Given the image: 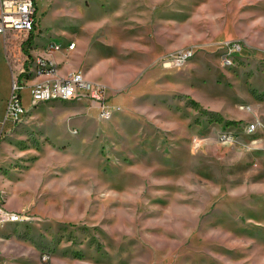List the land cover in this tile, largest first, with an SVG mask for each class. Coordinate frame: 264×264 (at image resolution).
<instances>
[{
  "label": "rangeland",
  "instance_id": "obj_1",
  "mask_svg": "<svg viewBox=\"0 0 264 264\" xmlns=\"http://www.w3.org/2000/svg\"><path fill=\"white\" fill-rule=\"evenodd\" d=\"M49 1L37 0L42 31L66 42L75 9L93 2L53 0L46 13L60 20L43 16ZM143 2L145 44L194 55L181 68L145 63L108 103L159 70L148 86L59 142L42 116L29 117L30 80L20 91L27 120L2 125L13 76L0 35V171L20 174V211L33 217L16 230L38 264H264V0ZM237 40L225 64L224 44ZM256 114L260 128L242 143L217 139Z\"/></svg>",
  "mask_w": 264,
  "mask_h": 264
},
{
  "label": "crops",
  "instance_id": "obj_2",
  "mask_svg": "<svg viewBox=\"0 0 264 264\" xmlns=\"http://www.w3.org/2000/svg\"><path fill=\"white\" fill-rule=\"evenodd\" d=\"M52 1L50 0L44 7L43 16L56 13L60 20L63 19L64 16L59 11L46 13ZM91 1L93 5L88 11L85 12L81 5L75 9L73 25L67 26L70 27L69 31H73L74 37L66 39V42L60 38L61 36L58 38L45 36L41 27V17L36 28L39 35H36L35 31L34 43L30 48L32 56L45 55L51 58L56 64L59 75H66L71 71H82L88 78L103 83L107 92L113 94L127 87L129 78L140 73L145 63L158 64L163 55L178 51L161 42L152 46L145 44V28L142 17L144 15L143 0ZM50 16H48V24L51 20ZM37 36H44V38ZM50 41L61 44L62 48L58 51L48 52L46 46ZM71 42L75 43L74 49L68 48ZM158 71H148L143 80L147 81L146 84H144L145 82L139 83L136 89L141 91L148 86L150 83L148 77ZM42 79L43 77L40 76H32L28 80L32 84ZM136 89H132L126 94L116 93L113 97L114 102L128 100ZM117 103L112 105L115 106ZM95 109L98 110L97 106L85 98L65 101V103L53 101L34 106L29 112V117L39 118L42 116V119L39 118L41 129L44 130V133L51 135L54 142H59L63 141L62 137L68 134V126L82 128L95 126L96 121L90 116L94 115ZM80 112L87 113V115L82 117L78 114ZM258 117L256 114L255 118ZM4 118L2 125H9L6 110ZM27 118V116H23L21 120L17 121L20 124ZM74 130L78 131V128L71 129L72 132ZM22 184L23 180L17 172L0 171V203H4L12 211L25 210L24 205L28 203V199ZM18 224H22V222L7 224L0 229V264H38L36 261L32 263L30 247L25 244L24 238L26 237L16 230Z\"/></svg>",
  "mask_w": 264,
  "mask_h": 264
},
{
  "label": "built area",
  "instance_id": "obj_3",
  "mask_svg": "<svg viewBox=\"0 0 264 264\" xmlns=\"http://www.w3.org/2000/svg\"><path fill=\"white\" fill-rule=\"evenodd\" d=\"M37 0H0V35L4 39V46L9 60L13 83L11 97L6 109L7 118L21 120L26 114L22 106L21 89L24 87L22 80L32 76L43 77L42 80L31 84L32 100L34 106L40 103L53 101H73L88 99L93 102L102 120L112 118L115 108L108 103L107 88L101 83L88 78L82 71H71L66 75H59L55 62L45 55L32 56L30 48L34 43L31 35L35 34L39 24L36 16ZM225 54L223 62L233 64V53L238 52L242 45L239 40L227 41L224 44ZM47 51H58L62 45L50 41ZM69 49L75 48V43L68 45ZM192 47L181 48L173 54L163 55L161 63L168 68L182 67L192 56ZM261 121L255 118L243 125L241 131L222 128L217 132V139L224 144L234 145L242 143V134L254 135L260 128ZM74 132H77L74 130ZM206 139H195L200 144ZM32 216L27 211H12L4 203H0V229L1 226L11 223H30ZM46 258L43 255V259Z\"/></svg>",
  "mask_w": 264,
  "mask_h": 264
},
{
  "label": "trees",
  "instance_id": "obj_4",
  "mask_svg": "<svg viewBox=\"0 0 264 264\" xmlns=\"http://www.w3.org/2000/svg\"><path fill=\"white\" fill-rule=\"evenodd\" d=\"M33 38H35V34L34 35L33 34L31 35L30 40L32 41Z\"/></svg>",
  "mask_w": 264,
  "mask_h": 264
}]
</instances>
